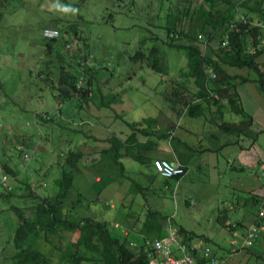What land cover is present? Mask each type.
Returning <instances> with one entry per match:
<instances>
[{
    "label": "rangeland",
    "instance_id": "obj_1",
    "mask_svg": "<svg viewBox=\"0 0 264 264\" xmlns=\"http://www.w3.org/2000/svg\"><path fill=\"white\" fill-rule=\"evenodd\" d=\"M21 1L23 3L18 11L8 14L0 25V158L11 159L9 165L12 169L16 168L17 162H21L22 183H31L41 195L51 196L55 183L61 178V167L71 151L77 152L81 149L87 152L85 155L89 157L84 163L94 162L99 159L102 149L109 147L107 140L112 136L121 137L123 140L128 138L130 128L126 122L140 123L147 118L159 121V126L153 130L160 134H170L174 130L175 137H181L183 129L192 130L190 139L197 152L202 150L201 147L212 148L208 140L198 142L196 138L209 135V132L199 133L198 127H193L200 126L204 120L190 115L189 111L185 112L180 106V112L177 113L164 95L173 81L175 89L183 91L184 94H188V91L195 92L197 89L186 75V51L169 48L164 45V41L167 38L166 28L172 25L167 19L170 9L185 12L189 6L199 8L202 6L201 2L67 0L75 9L74 17L81 19L82 29L79 28L85 33V40L71 39L69 44L62 40L54 45V50L56 52L63 46V54L84 56L87 51H83L82 47L88 43L91 61H82L88 66H94L96 62L98 67L97 75L92 78L95 82V96H92V85L88 86L90 77L84 78L78 86L86 93L89 89V93L76 95L74 101L61 105L57 104L61 103L60 100L53 98L50 83L46 82L48 78L58 80L55 77L60 72L57 60L55 63H49L53 58L47 53L48 44L51 42L48 37L56 36V33L54 30L48 32L44 25L51 17H63L62 10L70 9H64L62 4L65 0ZM50 1L54 6L52 3L50 5ZM195 11L192 16L186 17V22H182L178 28L187 29L188 26L189 30L196 32L200 37L203 35L205 21H197L198 14ZM65 18L68 21L75 20L70 16ZM212 45L216 48L221 46L218 40ZM155 48L166 57L168 75L158 74L148 67L146 58ZM139 53H143L145 59H142ZM181 85L186 88L182 89ZM204 106L207 109L208 106ZM58 107L65 116L57 117L58 123L42 126L36 123L37 113H53ZM149 140L154 142V146L146 153V157L151 159L148 166L133 159L124 160L126 174L130 173L143 188L142 192L133 188L134 198L137 197L141 202L147 201L149 210L161 212L168 217V222L173 227L181 225L196 233L216 236L217 239L229 238L228 230L217 220L216 208L209 207L210 202H217L222 198L218 194L226 191L222 184L220 193L216 191V181L211 180L216 175L212 167L216 155H198L196 162L206 160L209 165L193 167L187 179L179 184L170 179L171 188L159 191L161 180L152 179V176H159L158 162L162 158L171 161L178 147L174 136L171 140L168 138L159 141L156 134ZM24 142L26 148H29L26 150L30 151L20 158L16 146H21ZM213 146L216 147V144ZM37 157L41 158V163ZM0 169L3 171L1 165ZM115 172L118 173V169ZM139 173H142V176ZM48 174L50 181L44 180ZM21 182L17 181V185ZM11 184L15 188L16 180H11ZM129 184L131 183H127L128 186ZM163 186L166 187V184ZM112 190H115L113 186ZM206 190L210 192V196L207 195L208 201L203 198L206 196ZM190 199L194 203L187 205L186 201ZM30 203L28 198L17 196L11 204L25 206ZM2 204L3 202H0V209ZM2 210L6 212L0 213V262L5 247L8 248L6 252H13V244L7 245L12 241L19 223L12 207Z\"/></svg>",
    "mask_w": 264,
    "mask_h": 264
},
{
    "label": "trees",
    "instance_id": "obj_2",
    "mask_svg": "<svg viewBox=\"0 0 264 264\" xmlns=\"http://www.w3.org/2000/svg\"><path fill=\"white\" fill-rule=\"evenodd\" d=\"M52 1H50V5L52 3V6H54ZM200 2L202 6L199 8L189 6L185 12L179 11V9H170L167 19L172 25L167 26V38L164 41V45L169 48L186 51L188 58L186 75L194 80L197 93L188 91V94H184L183 91L180 92L178 89H175L173 81L164 95L172 105L174 111L180 112V106L185 112L189 111V114L192 116L202 114L204 103L217 105L218 110H220L222 101L227 99L232 111L242 116L243 122L239 125V128L244 131L250 126L252 119L244 112L239 101V96L236 93L238 85L236 82L237 77L229 75L225 67L228 65L239 66L241 68L247 67L260 73L256 58L261 53H264V51L258 55L247 53L249 35L245 31V27H240L236 31L230 32L229 48H223L222 46L216 48L212 43L218 40L221 44L224 34L229 30V23L236 18L238 12L249 17V10L251 9L250 1L241 2L238 7L229 1L228 4L232 7L225 13L221 12L218 7L220 2L226 3L227 0H200ZM22 3L21 0H0V25L8 14L17 12ZM62 5L64 9L70 10H62L64 13L63 17H51L49 22H46L44 25L47 27L48 32L54 30L56 33V36H47L49 41H51L48 44L49 51L47 53L48 56L50 55L53 58L49 63H55L57 60L56 64L60 68V72L55 77L58 80L48 78L46 82L50 83L53 98L56 101L60 100L61 103L57 104L61 105L67 101H74L77 97L76 95L81 94L83 96L89 93V89L86 93L85 90L80 89L78 86L79 82L84 78L90 77L88 86L92 85V96H95V82L92 78L94 75H97L96 70L98 67L96 62L94 66H88L83 63V61H91L89 58L91 56L89 54L90 45L88 43L83 44L82 47L83 51H87L84 56L63 54V46L55 52L54 45L62 40L66 41L67 44L72 42L71 39H75V41L78 39L80 41L85 40L83 36L85 33H83V30L80 31L79 28L81 27V19L74 17L73 12L75 9L73 5L67 0ZM206 5L210 8L208 11L206 10ZM198 9L199 11H197ZM193 10L198 14L197 21H205L201 37H198L196 32L191 29L178 28V25L186 22V17L192 16ZM65 16H70L75 18V20L68 21ZM139 55L143 57L142 59H145L143 53H139ZM146 60L148 67L154 72L161 75L169 74L166 57L159 49H153ZM212 74H216V78H213ZM260 76L261 81L259 84L263 90V75L260 73ZM58 83L60 84L59 86ZM181 87H183L182 89L186 88L183 85ZM55 90L58 91L55 92ZM211 92L217 95L218 98L211 96ZM100 96L104 98L103 95ZM102 104L104 105L105 103ZM59 109V107L56 108L53 113L47 111L37 113L35 115L36 123L41 124L40 126L58 123L57 117H65L64 112L62 110L59 111ZM126 124L133 133L125 141L117 136H112L107 140L111 147L100 152L99 159L94 161L95 164L93 161L85 164L84 160L89 157L81 151H71L68 154L66 161L62 165L61 178L54 186V190L58 191L55 197L41 195L31 183L24 184L21 182L20 176L22 175V170L20 169V161L16 163V168L12 169L9 165L11 159H7L6 157H3L4 159L0 158V165L3 167L2 173L16 180V187L11 192H0V202H3L6 207H12L19 221L14 237L7 245L11 246L13 244V252H6L8 248L5 247L2 251L1 264H53L49 255L44 253L43 244L48 243L54 249H57L60 242H55L54 240L61 239L63 233L67 232L78 233L79 235L78 240L72 244L73 253L70 254L72 257L69 258L72 264H149L148 253L151 251L150 246H148V251H145L136 259V256L126 248L125 244L120 243V240L114 239L110 235L106 224H101L91 218L74 222L65 212L67 197L73 188L75 177L83 171L82 169L86 168L100 175V183L96 184L95 187L97 192L100 193L109 183L114 181L113 175L116 169L119 171V178L125 177L124 158H132L145 165L151 163V159L146 157V153L151 147L153 148L154 142L148 140L141 143L139 135L151 138L158 134L160 140H167L169 138L167 132L160 134L153 130L154 127L159 126V121L155 118H147L140 123L126 122ZM25 145L26 143L24 142L21 146H16L19 151L18 157L20 158L27 151H30L26 150L28 147L26 148ZM37 160L41 163V158L37 157ZM91 164L94 165L92 166ZM17 181L21 182V184L17 185ZM133 182L135 188L136 186L141 187L135 181ZM17 196L28 198V201L30 200L31 203L25 206L11 204L12 200ZM2 212H6V210L3 211L1 208L0 213ZM27 214H29V217H27ZM166 222L167 217L161 212L150 210L147 214L145 226L152 232H157L158 236H160V232L164 230ZM258 227H264V221L258 223ZM179 233L184 238L183 243L191 247L190 243L193 241V235L182 227H179ZM192 254L200 263H206L204 257L198 251H194ZM60 264H66V262L63 261Z\"/></svg>",
    "mask_w": 264,
    "mask_h": 264
},
{
    "label": "crops",
    "instance_id": "obj_3",
    "mask_svg": "<svg viewBox=\"0 0 264 264\" xmlns=\"http://www.w3.org/2000/svg\"><path fill=\"white\" fill-rule=\"evenodd\" d=\"M229 1L238 7L241 2L243 3L247 0L220 2L218 9L223 13L228 12L232 7L228 4ZM248 1H250L251 5L249 17L254 20L264 21V0ZM194 2L199 3L200 0H195ZM208 9L210 8L206 5V10L208 11ZM186 30H189L188 26ZM256 62L260 69L259 72L263 75L262 80H264V53L257 56ZM225 68L229 75L237 77L236 82L238 85L236 93L239 96V101L244 112L252 119L250 126L244 131L239 128V125L243 122V118L232 111L227 99L222 101L220 110H218L217 105H207V103H204L208 107L206 109L204 106L202 114L198 116L204 122L202 121L200 126L193 127H198L197 131L199 133L204 131L208 134L209 132L208 137L196 136V138L198 142L208 140L212 148L203 149L201 147L202 150L197 152L196 147L193 146L190 139L193 135L192 130L183 129L181 137H175L173 130L178 151L171 158V161H179L187 166L191 173L192 169H194L193 167L197 168L209 165L206 160L204 162H196L195 160L198 155H216L217 158L212 164L216 175L211 180L216 181V191L220 193L222 189L221 184L226 191L218 194L222 198L217 200V202H210L209 207L216 208L217 220L222 227L228 230L230 236L229 238L221 237L222 239H217L216 236L202 232L196 233L181 225H174V228L177 231L178 240L181 244H184V238L179 233V227H182L193 235V241L190 243L191 246L197 239L203 240L205 247L213 250L221 264H264V229L260 231L259 238L252 246L247 244L250 229L264 221V89L262 90L259 84L261 76L257 71L250 70L247 67L241 68L229 65ZM190 79L194 83V80ZM192 93H197V89ZM132 133L130 129V132L127 133L128 138ZM119 138L122 139L121 137ZM148 140L149 138L139 135L141 143ZM162 140L159 139V141ZM213 144H216V147ZM110 147L109 144L108 148ZM77 151H81L84 155L87 154V152L81 149ZM219 158L221 161H219ZM94 164L91 165L93 166ZM126 169L125 167L124 178H119V172H115L113 175L114 181L109 183L100 193L95 188L96 184L100 183V175H97L92 170L82 169L83 171L75 177L73 188L67 197L65 212L74 222L91 218L101 224H106L110 235L114 239L120 240V243L125 244L126 248L136 256V259L142 253L148 251V246H150L151 251L148 253L150 261L158 256L154 251V242L156 240L167 241L170 224L167 217L166 225L164 230L160 232V236H158L157 232H152L145 226L147 214L150 210L147 206V201L141 202L138 201L137 197L134 198L133 188L135 187L133 181L136 183L137 181L130 176V173L128 174L127 172L128 175L126 174ZM190 173L180 181L176 179L172 181H176L179 184L181 181L187 179ZM60 174H62V167ZM139 175L142 176V173H139ZM152 179L153 181L161 180L162 184L160 189H158L159 191L171 188V180L163 179L160 175L158 177L156 175L152 176ZM44 180H51L49 174L45 176ZM129 182L131 184L128 186L127 183ZM163 183L166 184V187L163 186ZM112 186L115 190H112ZM110 188L111 190H109ZM135 189L138 192H142V187L136 186ZM57 192L53 190L51 197H55ZM205 195L203 198H207L208 201L210 192L206 190ZM189 201H186L187 205L194 203L191 199ZM2 205V208L6 207L5 204ZM78 238V233H63L61 239L54 240L55 242H60L58 244L59 248L54 249L52 245L45 243L43 251L46 255H49L53 264H60L63 261L66 264H72L69 260L72 257L70 254L73 253L72 244ZM166 245L175 255H180L176 244L166 243ZM199 253L202 255L201 250Z\"/></svg>",
    "mask_w": 264,
    "mask_h": 264
},
{
    "label": "built area",
    "instance_id": "obj_4",
    "mask_svg": "<svg viewBox=\"0 0 264 264\" xmlns=\"http://www.w3.org/2000/svg\"><path fill=\"white\" fill-rule=\"evenodd\" d=\"M240 27H245V31L249 35L247 53L251 55H258L260 52H263L264 21L250 19L240 12H238L236 18L229 23L228 32H226V34H224L225 32L223 33L224 37L221 41V46L223 48H229L230 32H234ZM212 77L216 78V74H212ZM211 96L218 98L217 95L213 94L212 92ZM173 136L174 132H170L169 140H171ZM158 168L160 177L167 180L177 179V181H180L190 173V169L179 161L172 162L166 159H161L158 162ZM11 180H13V178L3 174L2 170L0 169V192H11L14 189V186L11 184ZM262 229H264V227L258 226L250 229L247 239V244L249 246H252L259 238V233ZM166 243L176 244L180 255H175L167 247ZM200 250L202 251V256L206 261L205 264H221L219 258L214 254L213 250L209 247H205L203 240L197 239L191 247L181 244L178 240L177 231L172 225H169L167 241L165 242L164 240H156L154 242V251L158 256L155 258L152 257L153 259L149 261V264H203L200 263L192 254L194 251L200 252Z\"/></svg>",
    "mask_w": 264,
    "mask_h": 264
}]
</instances>
